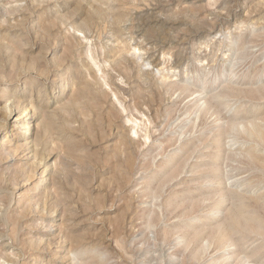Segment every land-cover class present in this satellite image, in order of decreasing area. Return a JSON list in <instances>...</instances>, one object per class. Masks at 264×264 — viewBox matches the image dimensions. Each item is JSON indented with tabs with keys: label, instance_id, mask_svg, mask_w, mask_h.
I'll return each instance as SVG.
<instances>
[{
	"label": "rangeland",
	"instance_id": "obj_1",
	"mask_svg": "<svg viewBox=\"0 0 264 264\" xmlns=\"http://www.w3.org/2000/svg\"><path fill=\"white\" fill-rule=\"evenodd\" d=\"M0 83V264H264V0H0Z\"/></svg>",
	"mask_w": 264,
	"mask_h": 264
},
{
	"label": "bare ground",
	"instance_id": "obj_2",
	"mask_svg": "<svg viewBox=\"0 0 264 264\" xmlns=\"http://www.w3.org/2000/svg\"><path fill=\"white\" fill-rule=\"evenodd\" d=\"M25 98L23 91L20 90V92H17L15 94V96L11 95V98L2 106L1 114H0V132H4V136L2 138V142H0V146L3 149L5 148L6 145L9 146L16 145L17 148L18 147L21 148V152H23L24 159H29V160L32 159V162L36 163V166L34 165L37 169L36 172L32 174H28L22 185H26L27 183H29V181L32 178H34L36 174H41L42 178L36 182V185L33 188V189H39L37 191L39 192L41 190H44L47 187V185H49L48 184L49 181L46 180L45 182V178L47 175H49L51 179L53 175V170L51 169L50 164L46 162L41 163L40 161H37V158L39 156L40 134L44 130V128L40 129L39 122H37L38 120L37 109L41 105L38 104L39 103L38 101L37 103L32 100H27L28 98L27 99ZM8 136H11L12 138L10 139ZM13 140L15 141L13 142ZM52 215H54V212H51L49 214V216ZM57 215L58 214H55L54 217H57ZM54 229H56L54 228V225H49L46 230L53 231ZM11 244L12 243H10L9 241L3 243V245L7 248L8 247L10 248V246H12Z\"/></svg>",
	"mask_w": 264,
	"mask_h": 264
}]
</instances>
